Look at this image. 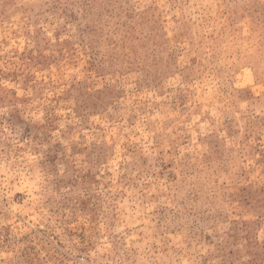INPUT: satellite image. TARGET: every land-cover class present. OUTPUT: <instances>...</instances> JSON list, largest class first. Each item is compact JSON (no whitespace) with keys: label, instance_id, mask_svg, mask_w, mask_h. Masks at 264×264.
<instances>
[{"label":"rangeland","instance_id":"1","mask_svg":"<svg viewBox=\"0 0 264 264\" xmlns=\"http://www.w3.org/2000/svg\"><path fill=\"white\" fill-rule=\"evenodd\" d=\"M0 264H264V0H0Z\"/></svg>","mask_w":264,"mask_h":264}]
</instances>
